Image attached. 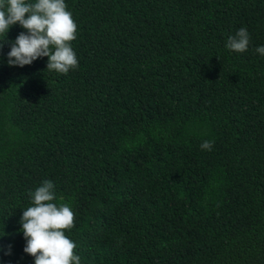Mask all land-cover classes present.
Masks as SVG:
<instances>
[{
  "label": "trees",
  "instance_id": "obj_1",
  "mask_svg": "<svg viewBox=\"0 0 264 264\" xmlns=\"http://www.w3.org/2000/svg\"><path fill=\"white\" fill-rule=\"evenodd\" d=\"M65 3L76 68L9 66L19 23L0 49V264H34L45 180L81 264H264V0Z\"/></svg>",
  "mask_w": 264,
  "mask_h": 264
},
{
  "label": "clouds",
  "instance_id": "obj_2",
  "mask_svg": "<svg viewBox=\"0 0 264 264\" xmlns=\"http://www.w3.org/2000/svg\"><path fill=\"white\" fill-rule=\"evenodd\" d=\"M67 9L65 0H0V49L7 40L11 26L19 23L21 31L7 53L9 66L30 65L38 58L48 57L46 68L67 74L78 66V59L71 47L76 39L77 24ZM248 30L241 27L229 36L226 47L235 52H245L250 44ZM256 52L264 55V45ZM212 140H204L202 150L211 151ZM32 206L23 210L20 222L26 239L24 252L34 257V264H81L74 253L76 244L65 234L74 226V213L67 203L53 201L55 185L45 180L34 192L29 193ZM3 246H0L2 248ZM11 245L5 255L10 254Z\"/></svg>",
  "mask_w": 264,
  "mask_h": 264
}]
</instances>
